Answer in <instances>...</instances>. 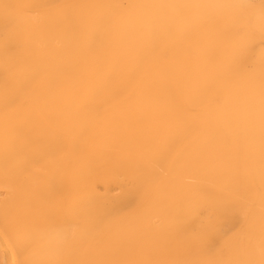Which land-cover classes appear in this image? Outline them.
Returning a JSON list of instances; mask_svg holds the SVG:
<instances>
[{
  "label": "bare ground",
  "instance_id": "6f19581e",
  "mask_svg": "<svg viewBox=\"0 0 264 264\" xmlns=\"http://www.w3.org/2000/svg\"><path fill=\"white\" fill-rule=\"evenodd\" d=\"M91 1L93 3L88 9L85 7L84 0H76L75 7L68 11L70 14H66L67 25L65 26L63 22L56 25V14L49 15L50 18L43 20H36L30 16L27 9L38 3L35 0H0V25L15 23L18 39L24 42L27 50L34 52L37 58L39 52L35 45L38 41L47 40L49 42L52 35H57V33H61L65 37L68 30L77 27L82 32L81 36L74 38L79 42L77 45L79 48H72L71 43L69 44L70 38L66 39L67 46L64 52L62 51L56 60L51 58L52 60L45 59L43 62L42 67L48 74L44 75L46 76L44 90V99L46 100L41 105L44 108V115L38 120H32L34 110L30 109H21L15 118H6L0 114V184L14 186L18 192L17 196L1 200L0 203V259L8 260V264H126L132 248L137 245V243L135 246L133 244L143 236L142 231V235L135 231L137 225L145 224L146 217L152 212H157L163 220H169L175 215L178 216V219H171L175 220L174 223V220L172 221L171 229H159V231L170 230L169 232L147 236L148 249L160 250L165 261L176 263L178 261H175V258L187 253L190 249V237L185 234L188 217L204 205L210 210L216 211L227 224H232L237 230H241L238 237L234 238L236 240L230 239L231 235H224L226 232L221 234L219 241L225 244L224 249H226V259L223 261L227 260L229 264H264V210H250L248 208L250 204L246 207L242 204L243 201L240 202L237 199L236 195L231 196L220 189L214 190L204 185H197L191 187L192 191L190 192V190H186L190 186L176 181L177 179L171 180L166 189L164 187V190L161 189L162 191L159 192L157 201L159 207H156V204L149 208L144 212L142 218L133 217L134 207L143 194V189L145 187L149 189L150 184L155 182L152 181L153 175L148 171L149 166L142 163L143 161L139 158L136 160L141 161L140 163H133V159L131 160L127 155L125 157L123 153V156L121 154L112 156L99 152V149V151L95 150V145L90 140V122L86 121V113L81 111L82 105H79V100H83L82 96L90 99L91 103L96 100L107 103L120 98L122 110H120L119 117L115 116L117 120L112 123L111 130L104 134L105 139L111 138L112 140H106L107 142L121 144V146L126 144L127 146L131 138L133 140V137L143 136L146 146L152 147V139L155 135L168 134L170 137L166 136L170 139L159 146L156 156L164 170L167 168L176 170L177 173L182 171L185 174L188 171H193L197 176L213 181L219 187L238 189L244 197L253 203L262 205L264 202V4L258 3L252 7L239 6L236 12L234 7L238 3L237 0H187V6L182 11L186 9L190 11V23L187 21L188 16L185 15L183 18L187 21L186 23L176 21L173 17L165 22L164 20L168 19L167 11H170L169 9L160 17L152 16L154 20H152L153 23H150L147 11L151 9L145 0H137L132 6L133 16L124 21L122 25L123 42L116 45L118 51H114L106 50L100 46L103 42L101 40L110 41L111 37H108L107 30L105 33L103 31L92 36L88 33L91 27L97 28L106 22L107 12L114 6L109 3V0ZM171 2L175 3L176 1L171 0ZM227 19L231 23H228ZM66 20L63 19V21ZM203 20L206 21L202 22ZM140 23L145 24L148 28L147 34L141 39L137 34V27L141 26ZM199 27H204V29L198 30ZM191 40L195 41L196 56L190 57L186 54L187 52L184 53L180 49L175 52L172 62L167 63L168 65L165 62L166 66L162 67L156 75L149 72L154 76L145 81L146 87L140 89L138 86L141 103L132 104L131 101L129 102L127 98L123 97L122 91L117 89L116 82L137 87L136 83L142 71L139 62L148 53L158 47H177L182 42ZM59 43L61 42L59 41ZM75 50L81 51V57L77 55L79 58L76 60L73 56ZM6 51L8 53L9 49ZM15 54L14 51H10L7 57H13ZM16 57H18L17 54ZM146 63L148 62L146 61ZM246 63L253 65L251 72L242 70ZM95 65L99 66L97 71L103 78L101 84L91 88L85 87V90L80 87L78 90L75 87L77 90L74 94L70 92V89L68 91L65 88V84L61 85V81H67L65 78L72 74V71H79L83 75V72H91ZM33 66L35 67L34 64ZM156 67H158L157 64ZM18 68L21 71L28 70L29 72L27 66L22 62ZM32 71H35L34 68ZM146 74L149 76L148 72ZM29 76L26 77L29 78ZM30 77L32 79V76ZM8 80L6 83H9ZM81 83L78 82V85L81 86ZM142 87L144 86L142 85ZM216 89L226 90L222 106H218L219 104L212 106L213 94L217 93ZM33 92L31 91V94ZM28 103L26 104L28 105ZM193 103L196 104V108L197 104H203V106L206 104L210 108L197 116L193 114L192 116L189 110L192 108L190 104ZM12 105V102L0 99V111L12 107ZM202 109L200 110L202 111ZM138 117L144 126H136V129L130 131L132 125L130 123L135 119H138L139 122ZM119 118L128 122L122 123ZM201 122L206 131L202 138H197L192 134L195 132L193 127ZM98 124L95 126L97 127ZM182 129L189 133V139L194 137L191 140H194L191 147L189 142V148L187 147L186 151L182 150L179 145L180 132L184 133ZM215 138H217V145L212 150V162H209V158L206 159L209 157L207 150ZM104 145L108 146L110 150L112 149L107 143ZM128 148L124 151H127ZM115 150L119 151L117 148ZM5 151L10 152V156L5 157ZM120 152L122 151L117 153ZM174 154L182 155L183 158L179 159L185 161L183 168L178 167L181 165L180 163H178L180 165L177 164L178 166L173 163L172 156ZM45 155L52 157L55 169H50L52 171L49 172L50 170L44 166L49 174L43 183L37 184L38 179L36 183L33 182L27 170L29 171L33 159L34 161L36 158L41 160L40 158ZM142 156L140 155L141 159ZM79 157H84L85 161L89 162L88 164L92 162L93 165L91 163L88 168L81 169ZM153 160L155 161V159ZM180 162L182 163V160ZM40 164L42 165V163ZM212 165H215V168L211 169ZM159 169L161 171L162 167ZM109 171L114 175L117 172H124L125 175L128 173L130 190L128 189L129 191L122 194L121 199L117 201L116 205L114 204L115 206H112L113 208L103 210L102 204L106 202L104 201L105 194L100 195L101 191L99 194L97 192L99 190L96 189L99 183H107L106 178ZM151 171H154V168ZM155 171L158 172V169ZM41 173L43 174V172ZM110 175L109 178L112 176ZM165 177L163 180L166 181L168 176ZM187 178L189 179V177ZM8 186L3 187L7 188ZM158 186L157 188H159ZM104 187L107 188V186ZM10 189L12 192L13 189ZM148 192H144V194L146 195ZM153 194L155 195V193ZM151 196L153 197L152 194ZM180 199L182 206L178 207L176 202ZM102 217H105L104 221ZM125 219H129V225L127 223L126 225L120 224ZM4 220L8 221L7 226L3 225ZM79 220L84 222L82 230H78L75 226ZM109 225H117L119 231L105 230ZM138 229L140 228L138 227ZM253 230H257V236L261 239L260 245L248 240V237L254 232ZM204 232L198 231L201 234ZM201 234L197 235L201 236ZM212 240L211 238L209 241ZM199 247L197 248L199 249ZM138 250L134 249V251ZM29 251L32 253L28 254ZM203 251L205 253V250Z\"/></svg>",
  "mask_w": 264,
  "mask_h": 264
},
{
  "label": "rangeland",
  "instance_id": "374dc122",
  "mask_svg": "<svg viewBox=\"0 0 264 264\" xmlns=\"http://www.w3.org/2000/svg\"><path fill=\"white\" fill-rule=\"evenodd\" d=\"M36 1V5L34 4V6L32 7H29L27 9L28 11V14L30 16H32L33 18H35L36 20H43V19H46V18H50L51 16L49 15H54L56 14L57 16L55 17V20H56V25H60L61 22L64 23V25L66 26L67 25V20H66V14H70L68 13V11H70L71 8H74L75 6V3H76V0H35ZM110 4L112 6H114V8H111L110 10H108L107 12V17H106V22L103 23L100 27H97V28H93L91 27L89 30H88V33L89 35H94V34H100L102 33H105L106 30L109 34V38H110V41H104V40H101V44L100 46L106 50H114V51H118V46L116 45H120L122 42H123V39H122V31H123V24H124V21H126L127 19L131 18L133 16V11H132V6L133 4L137 1V0H109ZM176 2L173 3L171 2V0H145L146 4L149 6V8L151 9L150 11H147V18H148V21L150 23H153L152 20L153 17L157 16V17H160L162 15H164V12H166L167 9H169L170 11H167V17L168 19L167 20H164L165 22H167L170 18L173 17L174 20L176 21H184V23H186L188 21V23H190V11H187L184 10L182 11L186 6H187V0H175ZM238 3H236L235 7H234V10L237 12L238 9H239V6H254L255 4H258V3H262L264 4V0H257V1H254V0H237ZM85 2V7H87L89 9V7L91 6V4L93 3V1L91 0H84ZM248 2V3H247ZM108 3V5H109ZM241 3V4H240ZM107 4V3H106ZM237 6V7H236ZM117 8V9H116ZM119 8V9H118ZM129 9V10H128ZM161 9H164V10H161ZM115 10V11H114ZM125 10H127L128 12H126ZM35 11V12H34ZM75 11V10H73ZM66 12V13H65ZM122 12V13H121ZM31 13V14H30ZM50 13V14H49ZM121 13V14H120ZM36 15V16H35ZM40 15V16H39ZM43 15V16H42ZM63 15V17H62ZM114 15V16H113ZM183 15L185 16H188V19L187 21L183 18ZM42 16V17H41ZM46 16V17H45ZM153 16V17H152ZM39 17V18H38ZM63 19H65L66 21H63ZM118 21V22H117ZM146 21V20H145ZM206 20H203L202 22H205ZM228 23H231V21L229 19H227ZM112 22V23H111ZM114 22V23H113ZM116 24V25H115ZM139 25L141 26H138L139 27V30H138V27H137V34H138V38H143L147 32H148V28L145 24H142L140 23ZM110 26V27H109ZM109 27V28H108ZM114 27V29L112 30V28ZM117 27V28H116ZM108 28V29H107ZM144 28V29H143ZM119 29V30H118ZM204 29V27H199L198 30H202ZM116 30V31H115ZM121 30V31H120ZM90 31V32H89ZM113 31V32H112ZM77 32V33H76ZM115 32V33H114ZM120 35H119V33ZM59 35V36H58ZM82 35V32L81 30H79V28H73L71 30H68V32L66 33V36L63 37V34L61 33H57V35H52L51 39L49 40V42L47 40H40L36 43L35 47L37 49V51L39 52V57L37 58L35 53L34 52H30L27 50L26 48V44L22 41H20L18 39V30H17V25L15 23H11L9 25H0V99L3 100V101H6V102H12L13 105L12 107H8V108H4L3 110L0 111V114L3 116V117H6V118H15L18 116L19 114V111L22 109V110H34L33 112V116L31 117L32 120H38L40 119L43 115H44V108L41 106L43 105L44 101L46 99H44V90H45V86H46V76L44 75H48L46 74V70L44 69V67H42L43 65V62L45 61V59H57L59 57V55L62 53V51L64 52L65 50V47L67 46V43H66V39H69V44L71 43V46L72 48H79V46H77L79 44V42H77L74 38L77 37V36H81ZM113 35V36H112ZM9 36V37H8ZM119 36V37H117ZM117 37V38H116ZM53 38V39H52ZM12 39V40H11ZM60 39V40H59ZM119 39H120V42H119ZM122 39V40H121ZM75 40V41H74ZM114 40V41H113ZM118 40V41H117ZM51 41V42H50ZM59 41L61 43H59ZM117 41V43H116ZM16 42V43H15ZM65 42V43H64ZM75 42V43H74ZM109 46H108V44ZM119 42V44H118ZM195 41L191 40V41H184L182 42L179 46L177 47H168V46H164V47H158L156 48L155 50H153L152 52L148 53L147 55H145L143 57V59L140 60L139 62V66L142 68V71L138 77V82L136 83L137 84V87L136 85H129V84H122L120 82H116V87L118 90L122 91V95L124 98H127V100H129V102L131 101L132 104H139L141 103L142 100L139 101V99H141V93H140V89L141 88H145V81H147L148 79H150L151 77H153L154 75H156L158 73V71L161 70L162 67L166 66V64H170L173 60V56L175 54V52H178L180 51V49L182 51H184V53H186L188 56L192 57V56H196L195 53H196V49H195ZM38 43H41L38 45ZM74 43V44H73ZM103 43H106V44H103ZM112 43V44H111ZM116 43V44H115ZM60 44V45H58ZM66 44V45H65ZM183 44V45H182ZM194 44V45H193ZM21 45H23L21 47ZM64 45V46H63ZM74 45V46H73ZM193 45V46H192ZM7 46V47H6ZM15 46V47H13ZM43 48H42V47ZM77 46V47H76ZM105 46V47H104ZM113 46V47H112ZM6 48V49H5ZM11 48V49H10ZM49 48V49H47ZM61 48V49H60ZM7 49H9L8 53L10 51H14V54L16 53L18 57H16V54L15 56L13 57H7ZM52 49V50H51ZM43 51L46 50L44 53L43 52H40V51ZM51 50V51H50ZM50 51V52H49ZM5 52H6V55H5ZM22 53V54H21ZM153 53V54H152ZM157 53V54H156ZM46 54V55H44ZM156 54V56H155ZM3 55V56H2ZM5 55V56H4ZM25 55H27L25 57ZM50 55V56H48ZM81 57V51L80 50H75V53L73 54V57L75 60L77 58ZM198 55V54H197ZM25 58H24V57ZM150 56V57H148ZM3 57V58H2ZM15 58V59H14ZM22 58V59H21ZM155 58V59H154ZM27 59V60H26ZM35 59V60H34ZM51 59V60H52ZM149 59V60H148ZM170 59V60H169ZM4 60V61H3ZM33 60V61H32ZM40 62H39V61ZM3 61V62H2ZM18 61V62H17ZM146 61L148 63H146ZM164 61V62H163ZM171 61V62H170ZM2 62V63H1ZM20 62H22L25 66H27V68L29 69V73L28 70H24V71H21L18 67H19V64ZM166 62V64H165ZM7 63V64H6ZM143 63V64H142ZM164 63V64H163ZM4 64V65H3ZM33 64L35 65V67L33 66ZM39 66H38V65ZM156 64L158 67H156ZM167 64V65H168ZM6 65V67H5ZM32 65V66H31ZM150 65V66H149ZM29 66V67H28ZM146 66V67H145ZM149 66V67H148ZM154 66V67H153ZM40 67V68H39ZM98 65H95L94 66V69L91 70V72H83V75H81L82 73H80L79 71H72L67 78H65L67 81L65 80H62L61 81V85L65 84V88L69 91L70 89V92L71 93H75L76 90L80 87V89H83L85 90L84 88H91L93 86H97L99 84H101L102 82V75L98 73L97 69H98ZM3 68V69H2ZM8 68V69H7ZM14 68V69H12ZM34 68L35 71H32V69ZM158 68V69H157ZM3 70V71H2ZM19 70V73H17ZM242 70L244 72H251L253 70V65L250 64V63H246L243 67H242ZM9 71V72H8ZM11 72V73H10ZM30 76H32V79L31 77L28 75V73ZM45 72V73H44ZM76 72V73H75ZM148 72V75L147 76V73ZM154 75H150L151 73ZM35 73V74H34ZM78 73V74H77ZM144 73H145V77H144ZM34 74V76H33ZM43 74V75H42ZM74 74V75H73ZM80 74V75H79ZM9 75V76H8ZM37 75V76H36ZM26 76H29L26 77ZM44 76V77H43ZM72 76V77H71ZM79 76V77H78ZM81 76V77H80ZM84 76V77H83ZM7 77V78H6ZM21 77H23V79H21ZM43 77V78H42ZM97 77V78H96ZM142 77V78H141ZM20 78V79H19ZM34 78V79H33ZM72 78V79H71ZM82 78V79H80ZM85 78V79H84ZM8 80L9 83H6ZM43 79V80H42ZM142 79V80H140ZM5 80V81H4ZM19 83L16 82V81ZM78 80V81H77ZM80 80V81H79ZM144 80V82H143ZM38 81V82H37ZM42 81V82H41ZM85 81V83H83ZM140 81V82H139ZM65 82V83H64ZM78 82H82L81 86L78 85ZM33 83V84H31ZM44 83V84H43ZM141 85H140V84ZM17 84V85H16ZM31 84V85H30ZM41 85V86H40ZM60 85V84H59ZM68 85V86H67ZM142 85L144 87H142ZM63 86V87H64ZM83 86V87H82ZM140 89H139V87ZM77 87V89L75 88ZM136 87V88H135ZM22 88V89H21ZM74 88V90H73ZM78 89V90H80ZM24 91V92H23ZM31 91L33 92L31 94ZM131 91V92H130ZM214 92V97L212 98L213 102H212V106L213 105H218V106H222L224 101L225 100V97H226V90L224 89H216ZM40 93V94H39ZM130 93V94H129ZM221 93V94H220ZM28 94V95H27ZM35 94V95H34ZM218 94V95H217ZM30 95V96H29ZM129 95V96H128ZM212 95V96H213ZM221 95V96H220ZM225 95V96H224ZM224 96V97H223ZM43 97V98H42ZM129 97V98H128ZM131 97V99H130ZM79 100V105L81 106V111L83 113H86V118L88 122H90V130H89V133H90V140L92 142V144H94V149L98 150L99 152H102L104 154H110V155H119L121 154V156H123V154L127 155V157L132 160L133 159V163H140L141 161H137L136 159H140L142 160L143 162L142 163H145L149 166L148 168V171L150 174L153 175L152 177V181L154 183H151V187L148 189V187H145V189H143L142 193L141 194V197L140 199L138 200V202L136 203L135 207H134V210H133V213H132V216L133 217H136V218H142L144 212L146 210H148L149 208H152L154 206H157L156 207H159V202H157L159 199V195L162 190L166 189V187L168 186V184H170L169 181H173V180H176V181H179V182H182L188 186H190V188L186 189L187 191L190 190V192L192 191V188L194 186H197V185H204V186H207L208 188H211V189H220L221 191H223L224 193L226 194H229L231 196H235L237 197V199L242 202V204H244L246 207L247 205L248 208L250 210H264V202L263 204H256V203H253L252 201H250V199L244 197L238 189H224L222 187H219L216 183H214L213 181H210V180H206L202 177H199L197 176L193 171L190 172L188 171L187 174H185V172H182V171H179L177 173L176 170H171V169H167L164 170L163 166L159 163L158 158L156 157L157 156V152H158V148L159 146H161L162 144H165L170 138V136L168 134H158L159 136H154V138L152 139V142H153V146L152 147H147L146 146V140L143 136H137V137H133V140L130 139V143H128V147L126 146V144H123L122 147L121 144L118 145V144H110V142H107V141H112L111 138L108 140V138L105 139V133L110 131L111 128L113 127L112 123L117 120L116 117H119V113H120V110H122V106L121 105V102H120V98L118 99H115L113 101H110V102H101V100H96L95 102H92L90 101V99H88L86 96H82ZM216 98L217 101H216ZM40 99V100H39ZM134 99V100H133ZM220 100H222L220 102ZM26 101V102H25ZM29 103H28V102ZM81 101V103H80ZM33 102V103H32ZM120 102V103H119ZM139 102V103H138ZM216 102V103H214ZM28 103V105L26 104ZM85 103H89V104H85ZM92 105V107H91ZM194 105V106H193ZM201 105V104H200ZM199 104H197V108H196V104H190V115H194V116H197L198 114L202 113V112H205L208 110V108H210L208 105L206 106V104H204L205 106H203V104L200 106ZM215 105V106H216ZM199 106V107H198ZM203 106V107H202ZM99 107V108H98ZM112 107V108H111ZM84 108V109H83ZM89 108V109H88ZM92 110H91V109ZM110 108V109H109ZM198 108H203L202 111ZM88 109V110H87ZM97 109V110H96ZM99 109V110H98ZM102 109V110H101ZM112 109V110H111ZM88 112H87V111ZM107 110V111H106ZM112 112H111V111ZM197 110V111H196ZM15 111V113H12V112ZM101 111V112H100ZM103 111V113H102ZM105 111V112H104ZM199 111V113H198ZM10 112V113H9ZM98 112V113H97ZM194 112V113H192ZM196 112V113H195ZM5 113V114H3ZM118 113V114H117ZM37 114V115H36ZM96 114V115H94ZM101 114V115H100ZM11 115V116H10ZM112 115V116H111ZM192 115V116H193ZM100 116V118H99ZM106 116V117H105ZM104 120L102 122V119ZM105 117V118H104ZM113 118V119H112ZM122 119L124 117H121ZM121 118L120 119V122H121ZM139 118V122H138V119H135L134 121H132L130 124L131 125V130L130 131H133L134 129H136V126L139 127V125L144 126L143 123H140L141 122V119L140 117ZM101 122H98L100 121ZM99 123L97 125V127L95 126L97 123ZM125 122L127 123L128 121H123L122 120V123ZM136 123V125H135ZM105 124V125H104ZM110 124V125H109ZM197 125V126H196ZM194 127H193V131L195 130V132L198 134H196L195 132H192L193 135H195L197 138H202L206 129L204 127V125L201 123H198L196 124ZM202 125V126H200ZM111 126V127H110ZM134 126V127H132ZM199 126V127H198ZM107 127H110V128H107ZM203 127V128H202ZM107 128V130H105ZM198 128V129H197ZM183 130V129H182ZM92 131V132H91ZM94 132V133H93ZM184 133L180 132V138H179V145H180V148L184 151L188 150L187 147L189 145V142H190V147L193 143L192 138L194 137H190L189 139V133H186L184 130H183ZM184 134H187L184 136ZM191 134V133H190ZM104 135V136H103ZM165 135V136H164ZM168 135V136H166ZM103 136V137H102ZM162 136V137H161ZM95 137V138H94ZM140 137V138H139ZM168 137V138H167ZM186 137V138H185ZM162 138V139H161ZM167 138V139H166ZM93 139V140H92ZM103 139H105L104 141H102ZM157 139V140H156ZM101 140V141H100ZM107 140V141H106ZM159 140V141H158ZM99 141V142H98ZM216 141H217V138H215L212 143L209 145L210 148H208L207 150V155L209 157H206L209 158V162H212V150H214L215 146L217 145L216 144ZM98 142V143H97ZM106 144L109 145V147H111L112 149L110 150V148H108V146L104 145L103 144ZM160 142V143H159ZM183 144H182V143ZM109 143V144H108ZM158 144V145H157ZM98 145V146H97ZM103 145V147H102ZM183 145V147H182ZM98 148H97V147ZM121 146V148H120ZM119 147V148H118ZM107 150H106V149ZM115 148L119 149V151H122L120 153H117L119 152L118 150H115ZM127 149V151L124 149ZM189 148V147H188ZM103 149V150H102ZM131 151H130V150ZM136 149V150H135ZM140 150V153L138 154V151ZM147 150V152H146ZM157 150V151H156ZM145 151V152H144ZM150 151V152H149ZM115 152V153H114ZM125 152V153H124ZM154 152V153H153ZM5 157H8L10 156V152H7L5 151ZM123 153V154H122ZM130 153V154H129ZM8 155V156H7ZM117 155V156H118ZM140 155H143L142 157L143 158H146V159H141L140 158ZM46 156V157H45ZM45 159L44 157H41L39 160H37V158L33 159V162H31V167L29 166V171L27 170L28 172V175L30 173V179L36 183V180H37V184H41L43 183L44 180H46V177L47 175L49 174L48 173V170L52 169L54 170L55 169V163L52 159L51 156H48V155H45ZM137 156V157H136ZM152 156V157H151ZM178 156H181V157H178ZM150 157V158H149ZM152 158V160H150ZM157 158V159H156ZM179 158H183L181 154H174L172 156V161L173 163H176V166H178L179 168H183L184 165H185V161L184 159H179ZM44 159V160H42ZM149 159V160H148ZM155 159V161L153 160ZM79 160V166L81 169H86L89 167V165L92 163L90 162V164H88L86 161H85V158L84 157H79L78 158ZM180 160H182V163L180 162ZM42 161V162H41ZM50 161V162H49ZM145 161V162H144ZM148 161V162H147ZM157 161V162H156ZM177 161V162H175ZM42 163V165L40 164ZM87 163V164H86ZM180 163V164H178ZM184 163V164H183ZM153 164V165H152ZM156 164V165H154ZM178 164V165H177ZM34 165V166H33ZM41 165V166H39ZM54 165V166H53ZM93 165V163H92ZM48 169H46L45 167ZM157 166V167H156ZM39 169H38V168ZM53 167V168H52ZM83 167V168H82ZM161 171L159 168H161ZM34 168V169H33ZM36 168V169H35ZM43 168V169H41ZM45 168V169H44ZM154 168V171H151L152 169ZM212 168H215V165H212L211 166V169ZM33 169V170H32ZM158 169V172L155 171ZM46 170V171H44ZM52 170H50L49 172H51ZM37 171V172H36ZM162 171H166V172H163ZM43 172V174L41 173ZM46 172V173H45ZM154 172H155V175H154ZM171 172V173H169ZM109 174H111L110 178H109V174H107V183L105 182L104 184L103 183H99L97 185V189L96 190H99L97 191L99 194H100V191H101V194L100 195H104V201H106L104 204H102V208L104 206V209L103 210H109L110 208H113L112 206H115L117 201L119 199H121V197L123 196L122 194H125L126 191H129L130 189V179H129V175L128 173H126V175L128 176L127 178L125 177V173H119L117 172L115 175L112 173V172H108ZM119 173V174H118ZM176 173V174H174ZM171 174V175H170ZM174 174V175H172ZM181 174V175H179ZM36 175V176H35ZM38 175V176H37ZM187 175V176H185ZM43 176V177H42ZM117 178H116V177ZM164 176H168L166 181L165 179L163 180ZM174 176V177H173ZM33 177H36L35 179H32ZM39 177V178H37ZM120 177H123L122 179ZM165 177V178H166ZM176 177V178H175ZM179 177V178H178ZM184 178V179H181V178ZM189 177V179H191V181H189V179L187 178ZM195 177V178H193ZM114 182H113V180ZM125 178V179H124ZM162 178V179H161ZM173 178V179H172ZM110 179V180H109ZM117 179H119L117 181ZM128 182H127V180ZM160 179H161V183H160ZM35 180V181H34ZM41 180V181H40ZM159 180V181H157ZM168 180V181H167ZM184 180V182H183ZM112 183H110V182ZM123 181V182H122ZM126 181V182H124ZM151 181V182H152ZM157 182V183H156ZM169 182V183H168ZM114 183V184H113ZM118 183V184H116ZM124 183V184H123ZM158 183H159V186H158ZM102 184V185H101ZM107 184V185H105ZM116 184V185H115ZM129 184V185H128ZM154 184V185H152ZM157 184V186L159 188H157V186H155ZM166 186H165V185ZM193 184V185H191ZM2 184H0L1 186ZM107 186V188H105L104 186ZM121 185V188H119ZM162 185V187H161ZM3 186H8V185H5L3 184L2 187H0V203L4 200V199H8V198H12V197H15L17 196L18 192H17V188L14 186H8L7 188L3 187ZM116 186V187H115ZM118 186V187H117ZM153 187V188H152ZM155 187V188H154ZM165 187V188H164ZM192 187V188H191ZM9 188V189H8ZM12 188V192H11V189ZM105 188V189H104ZM152 188V189H151ZM164 188V189H163ZM2 189V190H1ZM8 189V190H6ZM129 189V190H128ZM162 189V190H161ZM4 190H6L4 192ZM119 190V191H118ZM148 190H150V192H148ZM154 190V191H153ZM105 191V192H104ZM110 191V192H109ZM109 192V194H108ZM125 192V193H124ZM144 192H148L146 193V195L144 194ZM152 192V193H151ZM4 195H3V194ZM9 193V194H8ZM17 193V194H16ZM103 193V194H102ZM107 193V194H106ZM155 193V195L153 194ZM13 196H12V195ZM151 194L153 195V197L151 196ZM233 194V195H232ZM9 197H8V196ZM107 195V196H106ZM110 195V196H109ZM150 195V196H149ZM146 196V198H144ZM3 197V199H2ZM149 197V199H148ZM155 197V198H154ZM118 198V199H117ZM147 199V200H144V199ZM151 198V199H150ZM154 198V199H153ZM116 199V201H115ZM2 200V201H1ZM150 200V201H149ZM108 201V202H107ZM144 203H141L143 202ZM150 203H148V202ZM153 204H152V203ZM155 202V204H154ZM157 202V203H156ZM181 202V203H180ZM144 206L141 205V204ZM111 204V205H110ZM115 204V205H114ZM150 204V205H149ZM253 204V205H252ZM176 205L178 207H181L182 206V200L180 199V201L178 200L176 202ZM107 206V207H106ZM147 206V207H146ZM263 206V207H262ZM259 207V208H258ZM139 208V209H138ZM138 210V211H136ZM143 211V212H142ZM199 211V212H198ZM136 212V214H135ZM142 213V215H141ZM195 214V215H194ZM194 214H190V216L188 217V226H187V230H185V234H187L188 237H190V249L187 253H183L179 256H177L175 258V261H178L180 262L181 264H229L228 261H223L226 259V249H224V245L223 243H221L219 241L220 239V236H222L221 234H223L224 232V235H227V236H230L229 238L230 239H233V240H236L234 238H237L238 235L240 234L239 231L241 230H237L236 227H234V225L232 224H227L223 218L214 210H210L209 208H207L206 206L202 205L200 206V208H198L197 211L194 212ZM137 215V216H136ZM176 217V218H175ZM175 217H171L174 218V219H178V216L175 215ZM195 217V218H194ZM220 217V218H219ZM103 221L105 219V217H102ZM163 220L161 219V216L157 213V212H152L150 213L147 217H146V220H145V224L143 225H137L140 229H138V227H136V232L137 234L139 235H142L143 233V236L140 238V240H138L137 242H135L133 245L135 246L136 243L137 245L135 247H138L140 248L139 250L137 248H132V251H134V249L138 250V251H134L132 253L131 251V255L128 257L127 259V262L126 264H171V263H174V264H177L178 262H170V261H165L162 256L163 254L160 252V250H157V249H153V250H149L148 248V244H149V240L146 238L147 236H155L161 232H169L170 230H161L159 231L160 228H166V229H171L173 227V223L175 222V220ZM151 220H152V223H151ZM163 220V221H162ZM6 221V222H5ZM125 221V222H124ZM173 221V223H172ZM7 220H4L3 221V225L4 226H7L8 223ZM123 222V224H122ZM148 222V223H147ZM163 222V223H162ZM129 225V219H125V220H122L120 222L121 225ZM147 223V224H146ZM168 223V224H167ZM171 223V224H169ZM208 223H210L208 225ZM215 223V224H213ZM218 223V225H217ZM149 224V225H148ZM190 224V225H189ZM211 224H213V226H211ZM81 225V226H80ZM149 227H148V226ZM168 225V227H167ZM215 225V226H214ZM76 228L78 230H82L83 227H84V222L81 220L77 221V224L75 225ZM80 226V227H79ZM151 226H154L151 228ZM170 226V227H169ZM196 226V227H195ZM111 227V228H110ZM116 229H115V228ZM143 227V228H142ZM209 227V228H208ZM212 227V228H211ZM108 228V229H107ZM107 228L105 230H110V231H113L115 232V230L118 229V226L115 225H109V227L107 226ZM145 228V229H144ZM156 228V229H155ZM207 230H206V229ZM149 229V230H148ZM220 229V230H219ZM138 230V231H137ZM140 230V231H139ZM119 230H117L118 232ZM142 231V233H141ZM145 231V232H144ZM159 231V232H158ZM199 232H204V233H198ZM254 232L252 233V235L250 237H248V240L249 241H252V242H257L258 245H260L261 243V239L257 236V230H253ZM140 232V233H139ZM145 233V235H144ZM190 233V234H189ZM201 234V236H198V235ZM205 234V235H204ZM206 235H207V238H206ZM199 237V239H197ZM256 237V238H255ZM211 238L213 239L211 242L209 240H211ZM196 239V240H195ZM206 239H209V240H206ZM256 239V241H255ZM201 240V241H200ZM218 240V241H216ZM140 241V242H139ZM207 241H209L207 243ZM144 242V243H143ZM206 243V244H204ZM140 244V245H139ZM200 245H202L201 247H199ZM140 246V247H139ZM222 246V247H221ZM199 247V249L197 248ZM203 248V249H202ZM205 250V253H203ZM210 250V251H208ZM198 251V253H197ZM32 252L29 251L28 254H31ZM213 253V254H212ZM135 254V255H133ZM210 254V255H209ZM140 255V256H139ZM137 256V257H135ZM139 257V258H138ZM224 258V259H223ZM131 259V261H130ZM148 261V262H147ZM7 262V263H6ZM0 264H8V260L6 261H2L0 259ZM10 264V263H9Z\"/></svg>",
  "mask_w": 264,
  "mask_h": 264
}]
</instances>
